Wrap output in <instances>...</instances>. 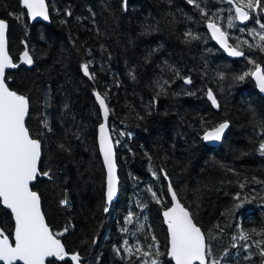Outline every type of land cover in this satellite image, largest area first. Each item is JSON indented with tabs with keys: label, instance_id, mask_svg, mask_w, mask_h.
<instances>
[{
	"label": "trees",
	"instance_id": "1",
	"mask_svg": "<svg viewBox=\"0 0 264 264\" xmlns=\"http://www.w3.org/2000/svg\"><path fill=\"white\" fill-rule=\"evenodd\" d=\"M45 1L48 24L31 23L20 0H0V17L13 61L22 44L33 60L7 73L6 83L29 100L26 127L41 141L39 170L51 177L37 178L32 190L66 253L78 252L82 264H151L159 249V264H173L161 217L171 205L168 180L205 236L208 264H264V95L251 75L236 79L264 69L256 47L264 41L252 34L264 8H245L241 42L228 37L244 54L228 59L206 30L209 20L233 13L228 0ZM94 93L109 110L120 181L110 209ZM224 122L230 129L221 144L208 146L204 133ZM0 228L11 237L1 205Z\"/></svg>",
	"mask_w": 264,
	"mask_h": 264
},
{
	"label": "snow or ice",
	"instance_id": "2",
	"mask_svg": "<svg viewBox=\"0 0 264 264\" xmlns=\"http://www.w3.org/2000/svg\"><path fill=\"white\" fill-rule=\"evenodd\" d=\"M228 3L233 4L236 18L241 22L249 19V13L244 11V8L250 10L264 8L262 0H247L246 3L244 0H239L238 3L228 0ZM22 4L27 9L26 14L32 19L42 17L48 20L45 0H22ZM207 26L212 32L213 39L217 40L229 56L244 54L239 50L238 45L232 47L228 44L226 33L221 31L214 22L209 20ZM229 27H232L231 22ZM6 28V22L0 20V203L11 211L15 228L14 244L10 243L9 236L0 230V262L2 264H18V262L19 264H46V258L62 259L66 254L61 241L53 235L45 223L41 213L40 197L30 189V183L38 176L51 177L48 172H41L38 169V162L41 159V141L31 136L25 124V118L29 114V100L25 95L10 90L5 84V70L18 67L6 51ZM261 28H264V24H261ZM259 40L264 41V34H259ZM256 47L264 51V46L257 44ZM21 60L28 65L33 63L27 51L23 53ZM249 62L254 63L251 60ZM81 67L85 76L94 79L88 71L87 64ZM249 75L256 80L260 90L264 92V71L261 66L256 65L255 71L245 72L236 79L243 81ZM184 82L191 83L189 79H185ZM94 95L107 119L109 110L104 98L99 93H94ZM208 98L215 106L216 100L211 91L208 92ZM227 127V123H221L212 131L206 132L203 138L219 140ZM100 151L108 171L107 200L111 202L116 190V165L113 159L112 144L108 139L104 124L100 125ZM260 152L264 155V143L260 145ZM169 192L172 195V206L163 212L171 245L167 255L174 261V264H197V262L206 264L205 239L200 228L193 223L190 213L178 202L177 195L172 191L171 186H169ZM63 203L61 201V204ZM104 210L108 211L107 208ZM126 222H132L131 213L126 217ZM241 238L247 239V236L242 233ZM153 241L155 242V237ZM126 251L130 252L131 249L126 248ZM136 251L146 258L150 256V251H142L139 247ZM163 254L157 249L156 258L151 260V264H159L157 258ZM260 255L264 256V250ZM71 259L78 261L79 257L72 255ZM212 264H219V261H212Z\"/></svg>",
	"mask_w": 264,
	"mask_h": 264
},
{
	"label": "water",
	"instance_id": "3",
	"mask_svg": "<svg viewBox=\"0 0 264 264\" xmlns=\"http://www.w3.org/2000/svg\"><path fill=\"white\" fill-rule=\"evenodd\" d=\"M21 1V4H22V0H20ZM45 4H46V1H45ZM22 6H23V4H22ZM46 7H47V4H46ZM25 10L27 11V9L25 8ZM47 10H48V7H47ZM244 11H247L245 8L243 9ZM248 12V11H247ZM249 13V12H248ZM234 15H235V18H236V11H235V8H234ZM48 17H49V13H48ZM29 19H30V22L31 23H35V22H41V23H44V24H48V22H49V18H48V20H44L42 17H37L36 19H32L31 17H29ZM249 19H250V14H249ZM249 19L248 20H246V21H243V22H241L239 19H237L236 18V21H237V23L239 24V25H241V26H243V25H245V24H247V22L249 21ZM0 20H3L4 22H6V24H7V28H6V30H5V44H6V51H7V53H8V55H9V57H10V59L13 61V59L11 58V56H10V54H9V51H8V40H7V33H8V23H7V21L5 20V19H3V18H1L0 17ZM212 22H214L220 29H221V31H223L224 32V30L215 22V21H212ZM208 22H207V24H206V30H207V32H208V34H209V37H210V39H211V41H212V43L221 51V52H223L224 54H225V56L228 58V59H240L242 56H229L228 55V53L224 50V48H222L221 46H220V44L217 42V40H215V39H213V36H212V32H211V30L208 28ZM227 35V34H226ZM227 42H228V44L230 45V42H229V39H228V37H227ZM231 46V45H230ZM22 47L24 48L23 49V51H22V53L18 56V59H17V61L16 62H14L15 64H17L18 65V67H15V68H9V69H6L5 70V84H6V86L8 87V85H7V83H6V75H7V73H9V72H13V71H16L18 68H20V67H23V68H26V69H30L31 67H32V64L31 65H28V64H25V63H23L22 62V60H21V57L23 56V53L25 52V51H27L26 50V48H25V45L24 44H22ZM28 52V51H27ZM263 71V70H262ZM255 80V79H254ZM255 82H256V80H255ZM256 84H257V82H256ZM258 85V84H257ZM259 87V86H258ZM10 89V88H9ZM11 90V89H10ZM259 92L261 93V94H263L264 95V92H262L261 90H260V88H259ZM19 94V93H18ZM96 102H97V105H98V107L100 108V106H99V103H98V101L96 100ZM212 102V101H211ZM106 104V103H105ZM213 104V103H212ZM107 106V105H106ZM214 106V105H213ZM217 106V104L214 106V107H216ZM100 111H101V116H102V122H101V124H104L105 125V128H106V132H107V136H108V139L110 140V142H111V144H112V151H113V159H114V162H115V165H116V170H115V176H116V184H115V195L113 196V198H112V200H111V202H109L108 200H107V191H108V171H107V167L105 166V164H104V159H103V155H102V153H101V151H100V125L98 126V129H97V147H98V151H99V156H100V159H101V162H102V165H103V168H104V173H105V201H106V204H107V208L108 209H110L111 208V206L115 203V201L117 200V197H118V190H119V185H120V181H119V178H118V167H117V164H116V153H115V149H114V142H113V140H112V137H111V134H110V131H109V129H108V116H107V119H105V117H104V114H103V111H102V109L100 108ZM27 117H28V115L26 116V118H25V124H26V120H27ZM224 123H227L228 124V127L224 130V132L222 133V135H221V138L219 139V140H205L204 138V141H205V143L208 145V146H210V147H218L220 144H221V142H222V140L224 139V137L226 136V134L228 133V131H229V129H230V124L228 123V122H224ZM219 126V125H218ZM217 126V127H218ZM216 128V127H215ZM214 128H212V129H210V130H207L206 132H209V131H212ZM205 132V133H206ZM205 133H204V135H205ZM204 135H203V137H204ZM40 162V161H39ZM39 162H38V169H39ZM37 178H39V179H41V178H44V176L43 175H40V176H38ZM37 178L34 180V181H32L31 183H30V189L32 190V186L36 183V180H37ZM167 181V190H168V194H169V197H170V201H171V205H170V207L172 206V195H171V193L169 192V186H171V184H170V182L168 181V180H166ZM172 188V187H171ZM33 191V190H32ZM172 191H174L173 190V188H172ZM35 192V191H34ZM37 193V192H36ZM37 195H38V193H37ZM39 196V195H38ZM177 200H178V202L181 204V206L182 207H184L183 205H182V203L179 201V199H178V197H177ZM0 205H1V207L3 208V209H5L6 211H8L9 213H10V215H11V220H12V223H13V231H12V235H11V237H9V240H10V243H12V244H14V228H15V221H14V218H13V216H12V214H11V211L9 210V209H6V208H4L3 207V205H2V203H0ZM40 206H41V200H40ZM170 207H168V208H170ZM167 208V209H168ZM185 208V207H184ZM167 209H165V210H167ZM186 209V208H185ZM164 210V211H165ZM187 210V209H186ZM163 211V212H164ZM188 211V210H187ZM163 212H162V214H161V217H162V220H163V224H164V226L166 227V233H167V252H168V250L170 249V247H171V245H170V236H169V232H168V227H167V224L165 223V218H164V216H163ZM189 212V211H188ZM41 213H42V215L44 216V214H43V212H42V207H41ZM191 216V215H190ZM192 218V217H191ZM44 219H45V217H44ZM193 220V219H192ZM45 223L47 224V221H46V219H45ZM193 223L195 224V222L193 221ZM48 225V224H47ZM196 225V224H195ZM197 226V225H196ZM48 227H49V225H48ZM198 227V226H197ZM49 229L51 230V228L49 227ZM0 230H2L1 228H0ZM201 230V229H200ZM51 232H52V230H51ZM53 233V232H52ZM201 233H202V235L204 236V234H203V232H202V230H201ZM53 235H54V233H53ZM55 236V235H54ZM56 237V236H55ZM57 238V237H56ZM57 239H59V238H57ZM204 239H205V236H204ZM60 240V239H59ZM61 241V240H60ZM61 244L63 245V243L61 242ZM205 250H206V252H207V245H206V239H205ZM63 247H64V245H63ZM65 249V248H64ZM65 256L63 257L64 259H66L67 261H69L71 264H82V262H83V258L79 255V253L78 252H76V253H73V254H70V253H66V251H65ZM72 255H77L78 257H79V260L78 261H73L72 259H71V256ZM167 257L169 258V259H171L168 255H167ZM60 258H55V257H48V258H46V264L48 263V262H50V261H52V260H55V261H57V260H59ZM172 261V260H171ZM172 263L174 264V261H172ZM0 264H2V262H0ZM18 264H19V262H18ZM197 264H198V262H197ZM206 264H208V260H207V257H206Z\"/></svg>",
	"mask_w": 264,
	"mask_h": 264
},
{
	"label": "rangeland",
	"instance_id": "4",
	"mask_svg": "<svg viewBox=\"0 0 264 264\" xmlns=\"http://www.w3.org/2000/svg\"><path fill=\"white\" fill-rule=\"evenodd\" d=\"M233 6V5H232ZM234 9V6H233ZM220 19L223 21L224 26L220 24ZM227 34V37H232L235 41L241 42V31L245 29V25L241 26L237 23L235 15L233 13H224L215 21ZM231 22L232 27H229V23ZM258 21L254 22L255 27L252 31L253 36L255 37L256 41H259V34H264V29L260 28V23ZM259 26H258V25ZM238 45V44H237ZM241 46V45H238ZM264 70V69H263Z\"/></svg>",
	"mask_w": 264,
	"mask_h": 264
},
{
	"label": "flooded vegetation",
	"instance_id": "5",
	"mask_svg": "<svg viewBox=\"0 0 264 264\" xmlns=\"http://www.w3.org/2000/svg\"><path fill=\"white\" fill-rule=\"evenodd\" d=\"M244 26V25H243Z\"/></svg>",
	"mask_w": 264,
	"mask_h": 264
}]
</instances>
